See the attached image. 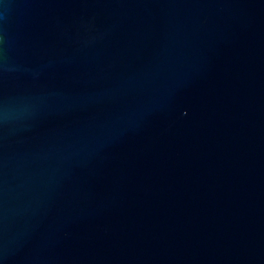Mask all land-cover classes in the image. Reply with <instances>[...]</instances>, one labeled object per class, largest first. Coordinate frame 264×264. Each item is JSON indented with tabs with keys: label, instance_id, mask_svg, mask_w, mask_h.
<instances>
[{
	"label": "water",
	"instance_id": "95a60500",
	"mask_svg": "<svg viewBox=\"0 0 264 264\" xmlns=\"http://www.w3.org/2000/svg\"><path fill=\"white\" fill-rule=\"evenodd\" d=\"M0 264H264V0H0Z\"/></svg>",
	"mask_w": 264,
	"mask_h": 264
}]
</instances>
